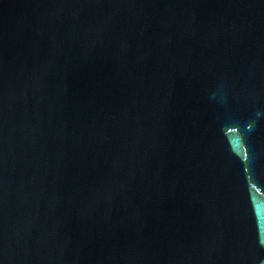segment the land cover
<instances>
[{
  "label": "water",
  "instance_id": "obj_1",
  "mask_svg": "<svg viewBox=\"0 0 264 264\" xmlns=\"http://www.w3.org/2000/svg\"><path fill=\"white\" fill-rule=\"evenodd\" d=\"M0 264H264V0H0Z\"/></svg>",
  "mask_w": 264,
  "mask_h": 264
}]
</instances>
